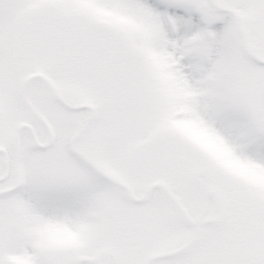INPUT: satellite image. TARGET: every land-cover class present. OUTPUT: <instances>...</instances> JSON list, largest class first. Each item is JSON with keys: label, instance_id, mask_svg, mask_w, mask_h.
<instances>
[{"label": "snow or ice", "instance_id": "snow-or-ice-1", "mask_svg": "<svg viewBox=\"0 0 264 264\" xmlns=\"http://www.w3.org/2000/svg\"><path fill=\"white\" fill-rule=\"evenodd\" d=\"M0 264H264V0H0Z\"/></svg>", "mask_w": 264, "mask_h": 264}]
</instances>
